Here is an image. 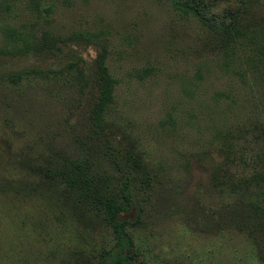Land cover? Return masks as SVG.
Listing matches in <instances>:
<instances>
[{
  "label": "rangeland",
  "instance_id": "obj_1",
  "mask_svg": "<svg viewBox=\"0 0 264 264\" xmlns=\"http://www.w3.org/2000/svg\"><path fill=\"white\" fill-rule=\"evenodd\" d=\"M0 1L11 8L0 7V48L7 25L62 39L89 34L107 46L116 79L108 119L135 139L161 185L210 210L229 200L213 187L216 166L233 172L234 167L264 166V139L255 131L257 124L264 125V70L252 71V44L224 51L218 37L194 15L176 10L173 0H42L41 16L28 0ZM261 17L264 0H256L250 19L261 23ZM78 39L57 57L0 56V71L47 70L78 58L92 62L100 47ZM77 74L31 77L17 85L0 82V155L30 144L44 149L49 141L57 148L72 147L66 121H75L70 115L81 99ZM227 133L236 142L235 165L222 149ZM6 208L0 204V211ZM186 218L149 209L130 228L147 264H264L246 232L194 229ZM13 219L5 214L10 226ZM25 232L32 230L27 226ZM3 243L0 264H96L68 246Z\"/></svg>",
  "mask_w": 264,
  "mask_h": 264
},
{
  "label": "trees",
  "instance_id": "obj_2",
  "mask_svg": "<svg viewBox=\"0 0 264 264\" xmlns=\"http://www.w3.org/2000/svg\"><path fill=\"white\" fill-rule=\"evenodd\" d=\"M26 4L42 15V0H28ZM255 5L256 0H173L176 10L194 15L212 31L224 51L252 44L251 68L258 74L264 70V65L257 67L264 64V17L261 23L250 19ZM3 6L11 10L10 3L0 1ZM3 30V57H57L78 37L77 41L96 44L100 50L90 63L78 58L47 70L29 67L0 71L1 83L17 85L31 77L76 70L81 84L80 102L70 115L75 121H66L74 139L70 149L57 148L49 141L44 149L30 144L18 150L10 147L9 158L0 155V204L7 207L0 211V242L68 246V250L91 257L96 264H147L130 228L137 227L142 215L151 209L184 214L194 229L244 231L264 263V166L250 170L234 167V172L224 164L216 166L211 173L213 187L229 200L207 210L192 197L161 185L135 139L109 121L116 79L107 63L106 45L89 34L62 39L46 31L39 35L12 25ZM254 56L263 61L257 62ZM236 73L245 75L241 70ZM255 131L261 133L256 137L264 139V125L257 124ZM224 135L227 142L222 144L223 152L230 154L229 162L234 158L235 165L236 142L228 133ZM5 214L14 218L12 226ZM27 226L32 233L25 232Z\"/></svg>",
  "mask_w": 264,
  "mask_h": 264
}]
</instances>
